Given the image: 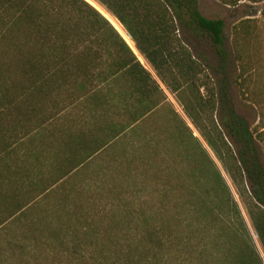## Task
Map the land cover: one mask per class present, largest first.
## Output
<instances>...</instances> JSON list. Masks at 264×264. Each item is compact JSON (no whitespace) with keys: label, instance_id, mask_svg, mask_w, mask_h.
<instances>
[{"label":"trees","instance_id":"trees-1","mask_svg":"<svg viewBox=\"0 0 264 264\" xmlns=\"http://www.w3.org/2000/svg\"><path fill=\"white\" fill-rule=\"evenodd\" d=\"M218 1L232 8L264 2ZM97 9L104 11L108 20ZM256 14L245 15L233 25L230 40L239 70L232 82L260 109L259 123L251 128L235 112L230 99L225 22L203 17L197 0H0V84L4 83L2 68L13 67L25 78L12 85L13 95L0 88V111L15 106L17 99L23 104L33 101L30 96L42 94L52 78L101 83L125 71L131 90L123 97L131 102V110L137 104L142 107L139 118L130 125L132 131L149 121L163 104L159 85L132 49L175 96L184 116L220 165L221 169L204 149L197 155L195 172L205 177L198 187L203 189V198L199 196L189 211L185 208L190 206L188 200H177L181 210L174 218L176 223L149 227L148 255L142 253L140 261L130 264H264V113L253 90V81L263 68L261 59L257 63L253 57L264 45V9L259 17ZM185 37L205 40L214 53L216 67L208 65L202 53L196 54L194 45ZM108 44L113 46L116 59L107 72H97L95 64L100 61V53L93 47L106 48ZM252 50L257 52L254 56ZM209 69L220 77L216 82L208 76ZM173 114L170 122L178 119L189 130ZM139 119V124L133 126ZM190 135L199 147L197 139L191 132ZM111 144L114 145H106ZM88 159L78 164L75 159H67L60 169L65 171L61 178L57 179L53 170L50 180L34 181L29 187L33 196L29 190L25 201L12 199V206L5 208L9 217L0 226L12 219H25L26 210ZM71 165L74 166L70 168Z\"/></svg>","mask_w":264,"mask_h":264},{"label":"rangeland","instance_id":"rangeland-1","mask_svg":"<svg viewBox=\"0 0 264 264\" xmlns=\"http://www.w3.org/2000/svg\"><path fill=\"white\" fill-rule=\"evenodd\" d=\"M197 1L203 17L225 22L230 99L235 112L254 128L260 120V109L247 100L238 85L232 82L239 70L230 40L233 25L245 15L251 17L257 12L256 16L259 17L260 11L264 9V2L254 7L242 3L232 8L218 0ZM117 24L120 26L118 22ZM120 28L123 30L121 26ZM262 32L264 43V30ZM185 38L184 40L189 39L187 42L194 45L193 51L196 54L202 53L207 58V64L216 67L214 53L205 40ZM132 44L135 48L133 42ZM107 46L98 47L99 49L96 45L93 47L100 53V61L95 64L97 72H107L116 59L113 46ZM127 46L131 49L128 44ZM131 51L136 57L137 53L132 49ZM255 53L257 52L252 50L253 56ZM141 58L142 61L137 60L162 91L159 96L163 101L162 106L152 114L149 121L124 135L123 140L111 144L110 148L100 149L82 166L71 170L58 186L26 210L25 219H12L0 226V264L137 263L142 258V253L144 256L148 255L146 249L150 240L146 233L149 227L159 228L162 224L171 226L176 223L174 218L181 210L176 204L177 200H188L190 206L185 208L189 211L194 209L199 196L203 198V189L199 190L198 187L205 177L195 172L197 155L204 149L219 169L220 165L184 116L175 96L159 81L146 60L142 56ZM258 58L261 59L263 68L259 78L253 81L256 87L253 90L256 91V99L263 105L261 109L264 113V45L253 57L257 63ZM11 68H2L4 83L0 84V88L13 95L12 85L25 78L15 68ZM207 74L214 82L220 78L214 75L212 69ZM12 81L14 83H10ZM201 93L205 94L203 90ZM39 94H33L30 98L38 100L35 97ZM173 113L182 119L189 130L178 119L170 122ZM189 131L197 139L200 148ZM261 159L264 164V152ZM75 163L78 164V160ZM63 172L65 171L60 170L57 173V179L64 175Z\"/></svg>","mask_w":264,"mask_h":264},{"label":"crops","instance_id":"crops-1","mask_svg":"<svg viewBox=\"0 0 264 264\" xmlns=\"http://www.w3.org/2000/svg\"><path fill=\"white\" fill-rule=\"evenodd\" d=\"M129 90L125 71L101 83L52 78L38 100L23 104L17 99L19 107L0 111V221L8 219L5 208L12 199L25 201L29 190L33 196L34 181L50 180V172L58 173L67 159H91L93 151L131 132L142 107L131 110L123 97Z\"/></svg>","mask_w":264,"mask_h":264},{"label":"water","instance_id":"water-1","mask_svg":"<svg viewBox=\"0 0 264 264\" xmlns=\"http://www.w3.org/2000/svg\"><path fill=\"white\" fill-rule=\"evenodd\" d=\"M94 7V6H93ZM95 8V7H94ZM96 9V8H95ZM98 10V9H97ZM100 13H101V11L100 10H98ZM102 15H103V13H101ZM106 19H107V17L105 16V14L103 15ZM108 20V19H107ZM126 35L130 38V36L126 33Z\"/></svg>","mask_w":264,"mask_h":264}]
</instances>
